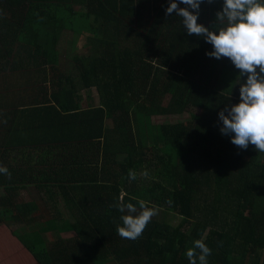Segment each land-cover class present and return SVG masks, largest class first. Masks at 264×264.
Here are the masks:
<instances>
[{
    "label": "trees",
    "instance_id": "trees-1",
    "mask_svg": "<svg viewBox=\"0 0 264 264\" xmlns=\"http://www.w3.org/2000/svg\"><path fill=\"white\" fill-rule=\"evenodd\" d=\"M169 3L0 0V73L23 78L7 96L19 100L0 94L1 138L17 139V181L45 193L40 207L4 188L0 223L40 214L74 233L29 246L39 264H189L196 239L212 249L208 264H264V153L232 144L218 117L240 101L239 70L207 56L212 45L166 14ZM222 5L204 0L197 22L211 29ZM69 36L70 69L60 52ZM190 107L184 121L151 122ZM122 195L179 221L153 217L139 239H122V214L111 207Z\"/></svg>",
    "mask_w": 264,
    "mask_h": 264
},
{
    "label": "clouds",
    "instance_id": "clouds-1",
    "mask_svg": "<svg viewBox=\"0 0 264 264\" xmlns=\"http://www.w3.org/2000/svg\"><path fill=\"white\" fill-rule=\"evenodd\" d=\"M203 2L170 0L166 14L175 13L182 18L188 35L195 34L212 45L213 50L207 52V56L217 60L229 58L239 70L240 101L218 113L223 125L220 132L231 135V143L243 150L251 144L258 152L264 153V0H223L222 10L216 13L211 29L197 22ZM207 2L212 3L213 0ZM0 174L11 178L7 167L0 166ZM141 175L147 177L148 172L144 171ZM128 179L136 180L137 173L130 169ZM132 199L137 200L139 209L132 202L126 203L123 195L111 207L122 214V225L116 226L117 234L122 239L136 241L152 218L158 215L159 208L149 207L143 199ZM211 254L212 249L203 239H196L193 247L186 251L189 264H208Z\"/></svg>",
    "mask_w": 264,
    "mask_h": 264
},
{
    "label": "crops",
    "instance_id": "crops-1",
    "mask_svg": "<svg viewBox=\"0 0 264 264\" xmlns=\"http://www.w3.org/2000/svg\"><path fill=\"white\" fill-rule=\"evenodd\" d=\"M1 131L2 130H0V153L4 154V156L0 158V166H6V163L10 161L18 163L17 158L19 154L17 139L15 138V145H7L5 139L2 140L1 138V134L3 132ZM2 177L4 176L0 174V190H3L4 186H6V188H9L11 190V197L18 198L16 192L14 194V190L18 189L17 185L21 187H23V185L17 183L14 178L13 180H6V178L3 179ZM8 182H10V184H8ZM41 221L42 219L40 218L39 214L38 222L32 221L27 224L12 223L10 225L5 222L0 223V264H39L32 252L29 251V246L33 245L35 247L37 246V244H40L41 247L46 245L48 248H51V245L53 244L52 242L57 240L58 237L61 236L62 239H67V237L62 236L61 234L70 231L62 230L58 233L59 227L56 223L46 224V222L48 221H45V227H41ZM52 231L53 233H51ZM57 233L58 237H55L54 235ZM38 234H41L43 236L44 241Z\"/></svg>",
    "mask_w": 264,
    "mask_h": 264
},
{
    "label": "rangeland",
    "instance_id": "rangeland-1",
    "mask_svg": "<svg viewBox=\"0 0 264 264\" xmlns=\"http://www.w3.org/2000/svg\"><path fill=\"white\" fill-rule=\"evenodd\" d=\"M70 38H71L70 36L67 37L66 38L67 40H65L63 44L61 43V48H60L61 55H63V59H64V67L65 68L67 67L68 69H70L72 67V65H73V63H72V53L74 52V51H72L70 49L71 53H69V44H68V42H70L69 41ZM72 41H73V43L75 45V49H76L77 52L81 53V52L85 51V49H83L82 45H81L84 42L80 43L79 39H77V41L75 39H72ZM0 78H1L0 89L3 86H6V87L9 88L8 90L5 89L6 91L2 90L0 92V94L2 95V99H1L2 103L8 102V101H12V100H13V102L19 100L20 99V95H13V96H10L9 98L7 96H9L14 91H20V90H17V89L22 87L23 84H21V83L23 81V78H22V80H17L15 78V75L12 77V76H8L6 73H0ZM11 82H13L14 87L11 86V84H10ZM16 85H18V87H16ZM90 90L91 91H89V92H90L91 96L93 97L90 100H92L93 103H95L97 101L96 92H95L94 89H90ZM189 111L195 112V109L190 107L188 109V112L184 111V113L177 114V115L152 116L151 117V122H153L154 124H159V123H163V122L184 121V120H186L188 118ZM18 154H19V152H18ZM6 164L7 165L4 166V167H7L8 170L11 172V178L10 179L13 180V178H14L17 181V177H15L16 173H14L13 170H12L16 166H18L17 163H15L13 161H10V162H7ZM40 170H41V168H40ZM3 176H4V177H2L3 179H5V178H6V180L9 179L6 175H3ZM13 182H15V181H13ZM17 183H19V181H17ZM8 184H10V182ZM17 187H18V189L14 190V194L16 192L17 197H18V198H14V200L16 202L38 203V204H40V207H43L44 204L42 203V200L44 199V194L45 193L40 191L37 186H35L33 184H29V185H26L25 187H21L19 185H17ZM4 188H6V186H4ZM4 188H3L4 191L0 190V196H2V197L3 196H8V194H9L8 192H6V190ZM9 191H10V189H9ZM58 207H60L62 210L64 209L63 205H61L60 203H59ZM39 212H40V210L36 211L35 215H38ZM66 213H67V211L64 209L65 216H68V213H67V215H66ZM167 216L164 219V216L162 215V211L159 210V213H158V215L155 216V219L158 220V221L159 220H161V221L162 220H168V222H170L172 225H175L179 221L177 216L173 217L172 219L169 218L172 215L167 214ZM48 223L49 222H46V224H48ZM41 224H42L41 227H43V226L45 227V225H46L45 224V219H43L41 221ZM51 233H53V231ZM73 234L74 233L72 231H70V232H67V233H62L61 235L65 236V237H69V236H71ZM54 236L57 237L58 233L55 234Z\"/></svg>",
    "mask_w": 264,
    "mask_h": 264
}]
</instances>
